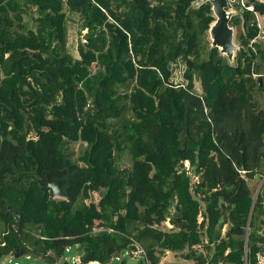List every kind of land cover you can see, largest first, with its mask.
<instances>
[{
	"label": "trees",
	"instance_id": "obj_1",
	"mask_svg": "<svg viewBox=\"0 0 264 264\" xmlns=\"http://www.w3.org/2000/svg\"><path fill=\"white\" fill-rule=\"evenodd\" d=\"M192 1L0 0V261L70 264L71 247L81 264H126L139 248L141 264L168 252L181 264L255 263L264 1L231 19L243 28L235 64L205 48L215 18ZM70 22L86 30L78 55ZM180 63L185 83H173Z\"/></svg>",
	"mask_w": 264,
	"mask_h": 264
},
{
	"label": "water",
	"instance_id": "obj_2",
	"mask_svg": "<svg viewBox=\"0 0 264 264\" xmlns=\"http://www.w3.org/2000/svg\"><path fill=\"white\" fill-rule=\"evenodd\" d=\"M206 2H209L211 4V10L215 18L210 23L208 29L209 37L211 40L210 47L218 48L221 55L226 56L231 64H235V57L237 55L239 47L235 43L236 28L234 25H231L230 22L233 16H236L244 9L243 7L237 9L239 3L237 1L232 2L231 0H193L191 6L197 8ZM258 81L261 84L262 76H258ZM46 187L52 189L54 195L57 197L65 198L68 196V191L62 190L57 182H49L48 184H46ZM256 196L257 193H255L254 201ZM18 217H20V223H22L23 218L21 217V215H18ZM218 235L219 230L216 229L214 233V239H216ZM11 256L18 259L21 256V253L13 252L11 253Z\"/></svg>",
	"mask_w": 264,
	"mask_h": 264
},
{
	"label": "rangeland",
	"instance_id": "obj_3",
	"mask_svg": "<svg viewBox=\"0 0 264 264\" xmlns=\"http://www.w3.org/2000/svg\"><path fill=\"white\" fill-rule=\"evenodd\" d=\"M264 1V0H262ZM238 9V7H237ZM262 22V21H261ZM263 23V22H262ZM236 28V33H235V43L237 45L238 41H237V36L241 33L242 31V27L240 26H235ZM86 32V30H84L81 34H79L78 32V27L77 24H74L73 22L69 23V32H68V46H69V50L74 54V55H78L77 53V45H78V41L80 39H84L83 38V34ZM257 39H261V37L257 38ZM263 39V38H262ZM84 41V40H83ZM205 48H208V46H210V37H209V33L207 32L206 34V38H205ZM184 64L180 63V64H176L174 66V71L173 74L171 76V80L173 81V83H185V79L183 77V71H184ZM196 90L200 91V84L199 81H196ZM261 103L262 105H264V90L261 94ZM125 164H130V162L126 159ZM185 166H188V161L184 162ZM251 186H252V182H250ZM254 187V185H253ZM57 197V196H56ZM60 198V197H57ZM99 199V194L98 191H92V200H97ZM199 219H201L199 217ZM166 226L170 227L171 224L169 222H165L164 223ZM226 229V226L224 227L223 230ZM202 247L199 246V249H201ZM139 252H135L134 255L138 256ZM126 264H136L138 259H135L133 257H129L126 259ZM18 262L20 264H43L42 261L38 260V259H34V258H26L24 256H20L18 259L17 258H13L11 255L9 257H5L3 259H1L0 264H13L14 262ZM182 263H187L185 260H183L180 256H178L177 254L174 253H170L168 252L162 259V264H181ZM113 264H117L115 262H113ZM141 264V262H140Z\"/></svg>",
	"mask_w": 264,
	"mask_h": 264
},
{
	"label": "built area",
	"instance_id": "obj_4",
	"mask_svg": "<svg viewBox=\"0 0 264 264\" xmlns=\"http://www.w3.org/2000/svg\"><path fill=\"white\" fill-rule=\"evenodd\" d=\"M233 1H237L239 3V5L243 8H247L250 10H253V6L251 5H246V0H231ZM256 18H257V26L259 27L260 33L258 34V37H262L264 39V23L261 22L260 17L258 16V14H255ZM256 76V75H254ZM68 254L65 256V259H67L70 264H81L80 263V256L81 254L77 251L72 252L71 247L66 249ZM141 249L139 248L137 250V252L140 253ZM126 254H128V252H126ZM26 258H30V256H26ZM13 264H20L17 261L14 262ZM96 264H100V263H96ZM254 264H264V250H260L256 253V260Z\"/></svg>",
	"mask_w": 264,
	"mask_h": 264
},
{
	"label": "crops",
	"instance_id": "obj_5",
	"mask_svg": "<svg viewBox=\"0 0 264 264\" xmlns=\"http://www.w3.org/2000/svg\"><path fill=\"white\" fill-rule=\"evenodd\" d=\"M257 181H258V179H257V177H255L254 180L251 181V182H252V185H254ZM263 182H264V175L262 176L261 180L258 182V184H257V186H256V189H255V193H258V192H259V190H260V188H261ZM262 192H263V196H264V188H263V191H262ZM260 235L264 237V228H263V230L260 232ZM73 252H75V251H73ZM133 258L138 259V260H136V261H137L136 264H140V261H141V260H140V259H141L140 254H138V256L134 255ZM111 264H112V263H111Z\"/></svg>",
	"mask_w": 264,
	"mask_h": 264
},
{
	"label": "clouds",
	"instance_id": "obj_6",
	"mask_svg": "<svg viewBox=\"0 0 264 264\" xmlns=\"http://www.w3.org/2000/svg\"><path fill=\"white\" fill-rule=\"evenodd\" d=\"M240 6V5H239ZM241 7V6H240ZM239 9V8H238ZM238 47H239V45H238Z\"/></svg>",
	"mask_w": 264,
	"mask_h": 264
}]
</instances>
